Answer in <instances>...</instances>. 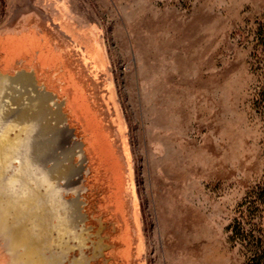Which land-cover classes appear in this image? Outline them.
<instances>
[{
  "label": "rangeland",
  "instance_id": "rangeland-1",
  "mask_svg": "<svg viewBox=\"0 0 264 264\" xmlns=\"http://www.w3.org/2000/svg\"><path fill=\"white\" fill-rule=\"evenodd\" d=\"M0 148V264L37 195L39 264H264V0H0Z\"/></svg>",
  "mask_w": 264,
  "mask_h": 264
},
{
  "label": "bare ground",
  "instance_id": "bare-ground-1",
  "mask_svg": "<svg viewBox=\"0 0 264 264\" xmlns=\"http://www.w3.org/2000/svg\"><path fill=\"white\" fill-rule=\"evenodd\" d=\"M14 81H16L20 85H24L29 89L31 88V92L29 93L16 95L14 98L15 103L19 101L23 103V100H27L36 107V110L32 108H28V110L21 109V114H19L20 119L26 118L27 120H37L39 118L45 117L46 115H51L53 118L57 119L62 117V103H56L58 105V109L56 111L52 110V108L48 104V101L50 99H54L53 94L45 90H38V95L33 94V92H35L36 85L32 73L20 71ZM78 147L81 146L78 144ZM35 157H33L32 160H36ZM0 158L4 159L2 148H0ZM35 197L34 199L28 198V200H24V203L21 205L22 207L17 211L19 219H17L14 227H11L9 235L11 237L13 245H17L15 243L18 242V244L22 243L28 248L29 256L32 258V262H34V260L36 259L39 262H42L41 254L37 246L39 244V240L45 241V236L42 233H37L35 231L30 232V234L24 232V221L26 219L33 218L36 222H49L52 214L54 213L53 208L55 205L48 201V199H45V197H42L40 195H37Z\"/></svg>",
  "mask_w": 264,
  "mask_h": 264
},
{
  "label": "flooded vegetation",
  "instance_id": "flooded-vegetation-1",
  "mask_svg": "<svg viewBox=\"0 0 264 264\" xmlns=\"http://www.w3.org/2000/svg\"><path fill=\"white\" fill-rule=\"evenodd\" d=\"M15 244H18V242L17 243H15ZM37 250V249H36ZM34 262L36 263V264H39L40 262L36 259V260H34Z\"/></svg>",
  "mask_w": 264,
  "mask_h": 264
}]
</instances>
